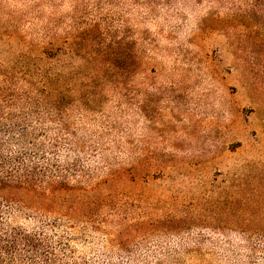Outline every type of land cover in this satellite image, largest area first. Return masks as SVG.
<instances>
[{"label": "rangeland", "instance_id": "1", "mask_svg": "<svg viewBox=\"0 0 264 264\" xmlns=\"http://www.w3.org/2000/svg\"><path fill=\"white\" fill-rule=\"evenodd\" d=\"M0 152L40 264H264V0H0Z\"/></svg>", "mask_w": 264, "mask_h": 264}, {"label": "trees", "instance_id": "2", "mask_svg": "<svg viewBox=\"0 0 264 264\" xmlns=\"http://www.w3.org/2000/svg\"><path fill=\"white\" fill-rule=\"evenodd\" d=\"M22 160L21 154L8 157L0 152V264H40V258L43 257L44 261L51 253L40 232H29L26 227L13 220L11 211L14 208L41 210L48 204H61L57 190L47 193L34 182L37 167L32 170L23 167L19 164ZM94 189H80L87 195L89 206L97 203L96 198L90 195ZM81 199L83 198L74 199L71 204L76 206Z\"/></svg>", "mask_w": 264, "mask_h": 264}]
</instances>
